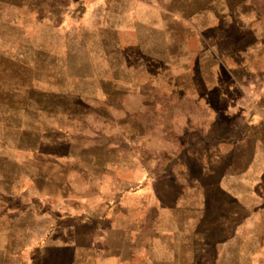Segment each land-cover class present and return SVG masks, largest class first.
Masks as SVG:
<instances>
[{"label": "rangeland", "instance_id": "374dc122", "mask_svg": "<svg viewBox=\"0 0 264 264\" xmlns=\"http://www.w3.org/2000/svg\"><path fill=\"white\" fill-rule=\"evenodd\" d=\"M0 264H264V0H0Z\"/></svg>", "mask_w": 264, "mask_h": 264}]
</instances>
